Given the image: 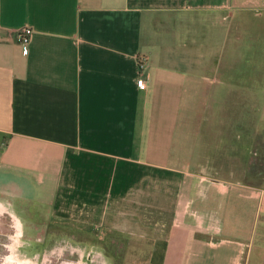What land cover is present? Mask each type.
Returning a JSON list of instances; mask_svg holds the SVG:
<instances>
[{
    "label": "crops",
    "instance_id": "1",
    "mask_svg": "<svg viewBox=\"0 0 264 264\" xmlns=\"http://www.w3.org/2000/svg\"><path fill=\"white\" fill-rule=\"evenodd\" d=\"M0 225L1 258L264 264V0H0Z\"/></svg>",
    "mask_w": 264,
    "mask_h": 264
},
{
    "label": "rangeland",
    "instance_id": "2",
    "mask_svg": "<svg viewBox=\"0 0 264 264\" xmlns=\"http://www.w3.org/2000/svg\"><path fill=\"white\" fill-rule=\"evenodd\" d=\"M245 44L249 42L248 35H245L243 40ZM240 55L238 62L240 64V74L241 77L243 76H259L263 75L262 71L263 68H253L249 66L248 62H253L250 52L248 50H242L240 49ZM4 227L0 225V238L4 239L3 242H0V255L1 253L8 254V251L14 252V249L16 247H22V243H14V242H7L5 241V234L3 232ZM6 235V234H5ZM7 236V235H6ZM42 244L38 246V248L41 247ZM60 250L63 251V253L60 252ZM90 250H88V247L86 245H80L78 242H75L73 245V242L69 245H64V248L58 247V252H55V244L50 243L47 246L44 244L42 245V250L40 252H34L32 254L25 253L24 249L22 248V251L19 252L20 256L18 258H1L0 257V264H103L102 259H90L88 257V253ZM31 255V256H30ZM63 256V258H62Z\"/></svg>",
    "mask_w": 264,
    "mask_h": 264
},
{
    "label": "built area",
    "instance_id": "3",
    "mask_svg": "<svg viewBox=\"0 0 264 264\" xmlns=\"http://www.w3.org/2000/svg\"><path fill=\"white\" fill-rule=\"evenodd\" d=\"M32 35V28L29 25H24L18 28L17 30V39L20 44L22 52L26 53L28 51L29 42ZM143 61L139 59L137 61L138 67L141 68ZM136 85L138 87H144V78L142 76H138L136 78Z\"/></svg>",
    "mask_w": 264,
    "mask_h": 264
}]
</instances>
